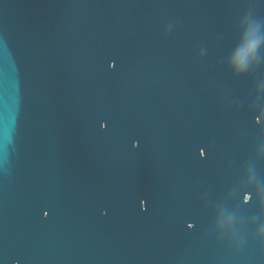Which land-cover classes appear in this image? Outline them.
<instances>
[{"label":"water","instance_id":"water-1","mask_svg":"<svg viewBox=\"0 0 264 264\" xmlns=\"http://www.w3.org/2000/svg\"><path fill=\"white\" fill-rule=\"evenodd\" d=\"M0 264H264V0H0Z\"/></svg>","mask_w":264,"mask_h":264}]
</instances>
